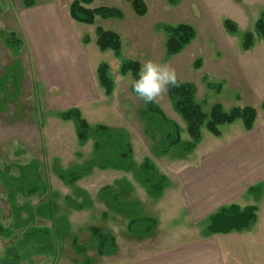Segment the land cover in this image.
<instances>
[{"label":"rangeland","instance_id":"374dc122","mask_svg":"<svg viewBox=\"0 0 264 264\" xmlns=\"http://www.w3.org/2000/svg\"><path fill=\"white\" fill-rule=\"evenodd\" d=\"M131 1L94 0V6L119 7L123 16L96 17L95 24L89 25L70 18L71 0H34L30 9L25 7L23 0H0V224L5 231L0 234V264H87L82 256L72 251L71 235L80 243H86V255L92 259L90 264L140 262L157 253H172L194 238L212 236L219 241L222 239L225 264H264V179L248 186L246 193L244 191L248 203L257 207L253 225L243 230L247 232L210 233L201 220L184 224L182 230L181 211L175 214L176 207H166L170 202H174L172 205L183 203L180 194L189 186L192 173L226 170L234 174L243 170L242 165L252 163L254 151L246 149L245 153L250 155L243 156L245 161L240 157L238 161L231 159L220 151L228 140L249 130H244L238 119L222 124L218 136L203 128L200 141L189 153L179 146L159 153L161 146L158 143L165 131L155 133L153 138L145 132L141 115L145 102L131 91L130 74L119 72L121 59H135L140 65L148 59L168 64L175 70L176 79L195 85L197 100L206 110L214 102L221 103L226 109L251 105L257 111L256 126L262 125L264 41L255 37L253 45L244 50L242 35L252 30L255 20L264 12V0H177L175 3L142 0L146 6L143 15L134 13ZM225 18L237 24V32L230 33L225 29ZM178 22L190 24L195 37L180 52L168 55L164 49L166 36L162 25ZM96 25L120 34L119 55L111 49L97 47ZM9 31L20 41L15 53L7 41ZM84 35L89 36L87 43L82 41ZM39 41L43 42L42 46L38 45ZM39 56L44 57L41 63ZM102 61L108 64L114 82L109 95L94 81L95 67ZM40 75L46 78L47 84L40 82ZM89 78L94 81V87ZM92 88L91 96L81 100L69 98L85 95ZM153 101L177 123L181 139H189L185 123L173 110L167 94L162 93ZM73 104L91 126L101 123L126 132L132 147V164L128 169L93 167L71 185L63 183L51 171L53 164L66 168L93 157V137L79 143L72 122L59 116L60 111ZM259 157L253 164L260 162ZM144 158L167 177L158 196L151 195L139 179ZM31 160L37 163L39 175L52 192L58 215L66 218L70 228V234L58 244L53 240L44 248L25 239L27 227L14 226L12 203L7 198V188L1 177L20 178L23 167ZM232 177L235 176L229 174L224 177L227 180L219 177L217 184L233 185ZM122 179L128 181L130 187L116 183ZM195 182L199 183L198 180ZM104 185L118 190L123 199H136L139 215L156 219L157 224L149 235L137 237L127 231L128 218L111 211L98 195L99 188ZM77 189L83 192L87 201L80 209L70 206L65 198L69 195L81 201L84 197L76 195ZM48 196L50 198L45 192L30 196L17 194L14 203L21 207L27 202L36 207ZM162 213L171 217L166 218ZM21 215L23 217L25 213ZM27 226L50 228V221L35 215ZM92 226L101 227L115 237V253L107 256L96 253L89 231Z\"/></svg>","mask_w":264,"mask_h":264},{"label":"trees","instance_id":"16d2710c","mask_svg":"<svg viewBox=\"0 0 264 264\" xmlns=\"http://www.w3.org/2000/svg\"><path fill=\"white\" fill-rule=\"evenodd\" d=\"M168 1L175 3L177 0ZM93 2L94 0H71L68 8L70 18L80 23L92 25L95 24L96 17L104 19L121 18L123 16L121 9L117 6H94ZM33 3L34 0H23L25 7H31ZM131 8L137 15H143L146 11V6L142 0H132ZM223 23L228 32H237V24L232 20L225 18ZM162 28L166 36L164 49L168 55L180 52L195 37L194 28L185 22L165 24L162 25ZM94 32L96 36L95 43L100 50L111 49L115 55L120 54L122 39L118 32L99 25L95 26ZM242 37V48L244 50H248L253 45L255 37H259L264 41V12L257 17L252 30L245 31ZM7 41L13 52H17L20 43L19 38L9 31ZM82 41L87 43L89 36L84 35ZM140 66V63L135 59H121L119 72L122 75L131 72L130 76L133 80ZM96 79L104 93L109 95L113 90L114 82L106 62L98 63ZM176 80L177 85L169 86L166 94L173 110L184 121L185 131L189 139H181L177 123L169 119L153 100L145 103L141 111L145 122V132L151 138L155 137V133L165 131L158 143L161 146L159 153H165L174 146H179L185 153L191 152L200 141L203 128L212 135L218 136L222 124L232 123L238 119L241 120L244 130H250L253 127L257 116V111L253 106H232L226 109L221 103L214 102L206 110L203 104L197 100L195 85L189 81ZM130 89L132 91V86H130ZM260 106L264 109V101L261 102ZM59 116L62 120L72 122L79 143H84L90 137H93V157L91 160L66 168L57 164L52 165L51 171L63 183L74 184L78 179L89 173L93 167L126 170L131 166L132 147L123 129L112 128L101 123L91 126L82 115L81 110L76 106L60 111ZM21 173V177L18 179L11 175H1L7 188V198L12 203L14 226L27 227L24 232L25 239L41 248L50 245L53 240L58 244L70 234L66 218L63 215H58V205L52 197V192L43 181L41 175H39L37 163L31 160L23 167ZM139 179L146 190L153 196L160 194L167 181L166 175L160 173L148 158L143 159L139 170ZM116 183H124L127 187H130L129 182L125 179ZM44 192L48 193L50 198L48 196L46 201L41 202L36 207H32L27 202H24L21 207L14 203L17 194L30 196ZM75 192L76 195H81L84 198L81 201H77L69 195L65 198L70 206L80 209L87 203L86 197L78 189ZM98 195L111 211L128 218L126 229L137 237L149 235L157 224L155 218L148 215H139V203L136 199H123L119 191L114 190L111 185H104L99 188ZM254 211V206L239 208L236 205H230L226 208H220L210 215L209 223L206 226L207 231L210 233H226L231 230L241 231L247 228L254 220ZM22 212L25 213L23 217L21 215ZM35 215L48 219L50 228L28 227L27 225L33 220ZM89 231L91 243L99 256L115 253L117 244L115 237L111 233L98 226L90 227ZM4 232L0 224V234H4ZM70 246L74 253L84 258V263L90 264L92 262V259L86 255V243H80L76 236L71 235Z\"/></svg>","mask_w":264,"mask_h":264},{"label":"crops","instance_id":"0c3cea01","mask_svg":"<svg viewBox=\"0 0 264 264\" xmlns=\"http://www.w3.org/2000/svg\"><path fill=\"white\" fill-rule=\"evenodd\" d=\"M39 23H42L43 26L42 32L44 34L45 33L44 23L42 20ZM42 41H43V37H42ZM42 44L43 42L40 43L39 41L38 45L42 46ZM42 59H44V57L39 56L40 63ZM96 67L94 73V81L98 83L96 79ZM89 75L91 78V74ZM38 78L41 83L44 84L48 83L46 78H44V76L40 75ZM90 78L89 80L91 81ZM94 81H91V83L93 82L92 83L93 87H94L93 85ZM93 90L94 88H92L91 91L89 90L90 92L86 93L85 95L70 96L69 98L75 100H81L84 97L91 96ZM256 125L257 124L255 120L251 130L228 140V142L225 145L221 146L220 151L221 154L224 153V156L228 155L229 157H231V159H235L237 161L239 157L241 160H243L244 155H250L245 153L246 149L248 151H254L255 157L251 155V159H254V161H256V159L259 156H261L259 157L260 158L259 163L253 164L254 162L253 161L252 163L249 164L248 162L247 165L241 166L243 170L234 172V174H232V171H230L231 173H229L226 170H222L219 172L205 171V170H202V172L199 171L197 173L194 172L192 173L191 176L192 180L188 181L189 186H186L184 189H182V193L180 194L181 199L184 200L183 203L180 205L176 203L175 205H172L171 203L174 202L167 203L168 205L166 207H176L177 211L175 214L181 211V214L184 218V221L182 223V227H183L182 230L185 229L184 224L190 222L195 223V221H199V220L203 221L205 223L204 225L207 226V224L209 223L210 215L215 213L218 209L226 208L230 205H236L239 208H243L245 206H254L255 207L254 220L250 223V225L247 228L250 229V227L253 225L254 221L256 220L257 207L255 205L249 204L248 198H245L244 195L246 193V189L248 186L254 184L259 180L264 179V124L262 125L258 124V126ZM243 161H245V159ZM228 173L230 175L235 176L232 177L234 178L233 185L217 184V179H220L219 177L226 179L224 177L229 175ZM195 180L196 181L198 180L199 183L197 184ZM220 182L221 181L219 180L218 183ZM162 214L166 218L171 217L170 215L164 213ZM243 230L241 231L231 230L226 233L219 232L218 234L227 235L231 232L238 233V232L248 231V230L246 231ZM221 245H222V239H220L219 241V239L215 236L209 238H204V237L197 239L194 238L193 241L184 244L183 247L173 251L172 253H163V254L157 253L154 256L147 257V259L143 261L140 262L135 261L129 264H225L224 255H226V253ZM168 256L170 257L167 258Z\"/></svg>","mask_w":264,"mask_h":264},{"label":"clouds","instance_id":"9594fccd","mask_svg":"<svg viewBox=\"0 0 264 264\" xmlns=\"http://www.w3.org/2000/svg\"><path fill=\"white\" fill-rule=\"evenodd\" d=\"M131 74V72L129 73ZM175 70L168 64L145 60L132 80V91L145 103L166 93L169 86H176Z\"/></svg>","mask_w":264,"mask_h":264}]
</instances>
